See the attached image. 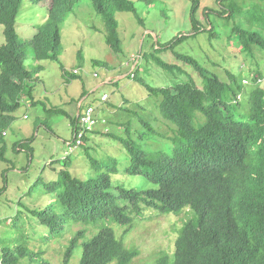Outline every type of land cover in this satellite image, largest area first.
I'll list each match as a JSON object with an SVG mask.
<instances>
[{"label": "trees", "instance_id": "obj_1", "mask_svg": "<svg viewBox=\"0 0 264 264\" xmlns=\"http://www.w3.org/2000/svg\"><path fill=\"white\" fill-rule=\"evenodd\" d=\"M22 1L0 0V24L4 36V42L0 44V159L5 162L9 160L4 155L6 143L3 132L23 104L39 106L46 114L44 122L47 127L50 118L63 114L70 120L71 134H78L82 128L77 115L71 116L58 105L35 99L38 73L44 67L42 64L32 67L25 64L30 46L35 60L57 62L66 82L80 77V74L66 70L59 60L63 49L60 27L79 0H49L45 5L47 13L44 20L33 36L25 40L19 38L15 27ZM43 1L31 0L33 5ZM189 1L191 33L177 35L163 44L156 41L154 49L166 51L199 32H206L209 38H217L214 26L208 20V14L215 9L207 8L205 12L207 28L197 17L199 0ZM218 1L221 7L215 13L227 20L234 19L229 33V36L236 35L233 43L251 61L256 52L264 55V6L257 3L242 6L238 0ZM89 2L102 18L106 44L114 54H122L115 13L131 12L142 23L134 1ZM173 57L183 65H174L155 56L152 58L167 73L177 72L179 77L184 75L185 78L162 87L143 82L148 95L160 97L159 103H154L161 117L174 125L169 134L170 151L144 149V143L157 136V131L138 110L123 106L127 100L122 95L118 106L85 103L92 108L94 123L84 127L83 140L100 121L108 127L115 125L123 137L114 131V134L107 131L104 134L118 139L127 153L126 162L121 163L120 174L142 175L152 186L128 188L124 183L113 182V174L119 172V161L114 158L100 161L92 157L88 177H77L68 170L71 160L66 156L63 159L65 168L58 172V178L45 184L55 192L58 211L51 207L32 210L51 232L62 230L69 218L94 228L97 221H107L91 239L81 243L78 264H136L134 258L139 255V249L125 247L108 225L118 223L127 231L135 219L150 218L148 215L153 214L145 213L151 210L155 214L184 211L191 215L176 231L171 260L163 254L148 264H264V87L259 83L263 74L257 68L253 70V76L228 72V80H222L190 55L174 52ZM77 58L82 59L80 53ZM92 62L98 66L106 65L98 59H92ZM189 66L193 69L190 73L186 68ZM134 75L136 78V71ZM245 77L249 80L247 85L243 82H248ZM114 85L118 88L119 81ZM88 92L83 89L80 98ZM107 110L112 115L117 112V119L122 118L118 115L122 111L127 113L118 123L106 122L105 118L111 116L99 120L97 114H104ZM134 117L140 122L136 140L132 138L130 126ZM73 134L69 140L72 144L77 139ZM26 140L31 152L29 143H32L33 136ZM88 150L89 147L84 153ZM13 167L4 169L3 173ZM4 190L5 185L0 186V195ZM85 232V229L78 230L69 238L62 252L61 264H70L74 248L84 238ZM27 252H19L12 260L0 259L4 263H16L15 260ZM42 254H34L36 258L31 260L51 264L42 259Z\"/></svg>", "mask_w": 264, "mask_h": 264}, {"label": "rangeland", "instance_id": "obj_2", "mask_svg": "<svg viewBox=\"0 0 264 264\" xmlns=\"http://www.w3.org/2000/svg\"><path fill=\"white\" fill-rule=\"evenodd\" d=\"M133 1L142 23H139L131 12L115 13L122 54H114L106 44L102 18L93 10L89 0H79L74 11L64 19L60 27L63 49L59 60L66 70L74 73L76 70L79 71V78L66 82L63 70L57 62L35 60L31 47L28 46L26 66L42 64L44 67L38 73L35 99H43L47 104L58 105L74 116L81 102L79 98L83 89L90 91L84 101L97 102L98 105L103 104V107L106 104L121 105L122 95V98L127 100L123 102V106L138 110L145 119L148 118L157 131V136L144 143V149L168 151L171 144L169 134L174 125L161 117L154 103L158 104L160 97L148 95L143 82L162 87L185 76L179 77L177 72L167 73L157 66L153 56L174 65H183L179 59H174V52L190 55L222 80H228V72L248 73L253 76V70L257 68L263 74L259 83L264 87V55L256 52L255 58L251 61L233 43L236 35L229 36V33L234 19L227 20L215 13L221 7L218 0H199L197 10V17L209 28L205 12L207 8L215 9L208 14V20L213 24L217 38H209L206 32H199L172 45L166 51L154 49L157 47L156 41L163 44L177 35L191 33L189 21L191 2L189 0ZM49 2L44 0L33 5L31 0L22 1L15 24L20 39H30L37 31V26L46 16L45 5L47 6ZM222 3L227 2L222 1ZM252 3L264 6V0H238V4L242 6L248 7ZM2 30L3 26L0 24V44L4 42ZM78 53L81 54L82 59L77 58ZM92 59L104 61L106 65H95ZM132 68H135L136 78H131ZM186 68L188 73L193 70L190 66ZM94 72L98 73V77L93 76ZM194 75L197 76L196 73ZM115 81H119L118 88H115ZM243 82L245 85L249 84V80ZM102 93L110 96L108 101L99 100ZM125 113L127 112L122 111L118 114L121 119H117V112H114L113 116L108 110L97 116L99 120L104 116H111L105 118L106 122L112 120L118 123L125 118ZM45 115L39 106L23 104L13 114V120L3 132L6 143L4 155L9 161L0 159V186L5 185V190L0 195V257L12 260L13 256L19 255V252L25 250L28 252L24 256H19L15 260L16 263H4L0 259V264H40L39 260H31L32 257L36 258L38 253H43L42 259L51 264H61L62 252L69 238L78 230L85 229L86 235L74 248L69 261L70 264H78L82 252L81 243L91 239L103 224H107V221L104 223L97 221L94 228L69 218L62 230L51 232L49 227L32 213V210L39 211L47 207L58 211L55 192L49 190L45 184L58 178V172L65 168L63 159L66 156L71 160L68 170L77 177H88L87 172L91 171L89 162L92 157L100 161L114 158L119 161L117 165L119 172L113 174V182L124 183L128 188L152 186L142 175L120 174L123 168L121 163L126 162L127 153L118 139L104 134L106 131L111 133L114 131L116 135L123 137L124 135L115 125L108 127L105 121V124L100 121L92 132L86 133L83 144L69 151L67 145L70 144L69 140L72 137L69 118L63 114L55 115L49 119V127H47L44 122ZM130 123L132 138L136 140L138 134L136 130L140 129V122L134 117L131 118ZM31 136H33L32 143L28 144L32 147L30 152L26 146V138ZM87 147L89 150L84 153ZM11 166L14 167L3 173L4 169ZM93 171L95 169L92 167V174ZM155 213L152 210L147 211L145 215H153H148L151 216L150 218L135 219L127 231L118 223L108 225L125 247L139 249V255L134 258L136 264L151 263L163 254L170 261L176 231L181 222L191 215L184 211L179 214Z\"/></svg>", "mask_w": 264, "mask_h": 264}, {"label": "clouds", "instance_id": "obj_3", "mask_svg": "<svg viewBox=\"0 0 264 264\" xmlns=\"http://www.w3.org/2000/svg\"><path fill=\"white\" fill-rule=\"evenodd\" d=\"M136 65V64H135ZM134 70H135V68H132V70H131V78H133V76H134ZM78 72L79 71H77L76 70V74H78ZM72 73H74V72H72ZM93 76L94 77H98V73L97 72H94L93 73ZM89 93V92H88ZM104 94H106L107 95V98H105V99H102V97H103V95ZM85 96H87V95H85ZM85 96H84V98H85ZM109 95L107 94V93H102L101 94V96H100V98H99V100L100 101H108L109 100ZM83 98V99H84ZM82 98H80V100H79V102H80V104L78 105V107H77V112H76V115L78 116V120H79V118H80V115H82V113H83V111L84 110H86L87 108H89L88 107V105H85V103H90L89 101H84ZM95 100V99H94ZM95 104H97V102L95 103ZM103 105V104H102ZM73 134V133H72ZM75 135H77V138H78V134L77 133H74L73 134V136H75ZM78 139H76L75 140V142H74V144H72V141H69L70 142V144L69 145H67L68 147H69V151H71V150H73V149H75L77 146H80L81 144H83V136H81L80 138H79V142L77 141ZM159 150V149H158ZM157 150V151H158ZM161 150H167V149H161ZM168 151H170V150H168Z\"/></svg>", "mask_w": 264, "mask_h": 264}, {"label": "built area", "instance_id": "obj_4", "mask_svg": "<svg viewBox=\"0 0 264 264\" xmlns=\"http://www.w3.org/2000/svg\"><path fill=\"white\" fill-rule=\"evenodd\" d=\"M105 98H107L106 94L103 95L102 99H105ZM91 113H92V108L89 107L83 111L82 115H80L79 125L82 128L79 130V133H78V138H77L78 142H79V138L83 135L84 127H89L90 125H92L94 123V121L91 118Z\"/></svg>", "mask_w": 264, "mask_h": 264}, {"label": "crops", "instance_id": "obj_5", "mask_svg": "<svg viewBox=\"0 0 264 264\" xmlns=\"http://www.w3.org/2000/svg\"><path fill=\"white\" fill-rule=\"evenodd\" d=\"M103 84H104V82H102V84H101V85H103ZM89 93H90V91H89ZM89 93H88V94H89ZM88 94H87V95H88ZM83 98H84V97H83ZM83 98H82V99H83Z\"/></svg>", "mask_w": 264, "mask_h": 264}]
</instances>
